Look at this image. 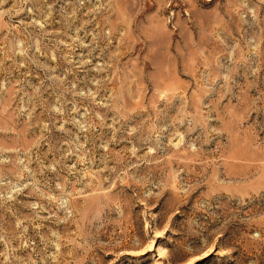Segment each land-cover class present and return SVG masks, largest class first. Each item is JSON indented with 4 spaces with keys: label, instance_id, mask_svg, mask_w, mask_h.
Segmentation results:
<instances>
[{
    "label": "rangeland",
    "instance_id": "1",
    "mask_svg": "<svg viewBox=\"0 0 264 264\" xmlns=\"http://www.w3.org/2000/svg\"><path fill=\"white\" fill-rule=\"evenodd\" d=\"M0 264H264V0H0Z\"/></svg>",
    "mask_w": 264,
    "mask_h": 264
}]
</instances>
